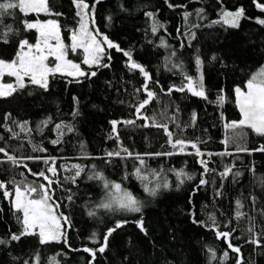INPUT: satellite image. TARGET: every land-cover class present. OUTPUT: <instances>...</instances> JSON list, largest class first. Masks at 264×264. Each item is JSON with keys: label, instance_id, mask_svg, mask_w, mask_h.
<instances>
[{"label": "trees", "instance_id": "obj_1", "mask_svg": "<svg viewBox=\"0 0 264 264\" xmlns=\"http://www.w3.org/2000/svg\"><path fill=\"white\" fill-rule=\"evenodd\" d=\"M86 2L91 6L95 0ZM49 5L53 12L62 15H25L10 10L0 17V31H7L8 25L14 30L8 36V43L0 42V59L13 60L22 39L32 44L37 42L38 32L26 30L24 21L52 18L58 21L69 40L72 30L79 26L73 0H49ZM240 7L251 19H242L238 28L221 22L222 11H236ZM148 12L153 17L146 15ZM185 12L189 13L187 18ZM153 18L164 25L156 33L152 32ZM256 18H264V13L255 6V0H100L95 3L92 27L130 51L133 60L158 81V84L149 83L157 98L142 112L155 117L157 123H167L173 140L197 142L209 171L204 174L197 156L173 149L163 128L151 126V120L150 126L144 127L145 121L137 119L134 106L146 98L137 89L145 83V78L139 70L129 67L122 52L105 48L101 63L109 67L82 65L86 72L95 71V76L50 75L47 91L29 84L11 96L0 98V136L3 137L0 147L21 161L13 165L0 153V181L6 182L8 191L12 192L13 182L22 187L47 183L43 177L30 174L24 164L32 173L45 171L54 181L59 180L51 186L53 200L59 204L57 212L68 217L71 224L70 228L66 226V244H40L36 236L12 241L11 235L22 230L17 219L22 214L13 210L10 199L0 189L3 209L0 240L6 241L0 244V264L26 261L36 264L37 255L39 264H90L91 256L83 248L100 247L108 229L119 221L127 223L112 233L105 252H97L94 264H237L240 256L242 264H264V151L256 150L264 146V136L248 127L225 126L242 119L235 88L244 89L247 80L264 68V26L256 23ZM162 40L167 47L162 45ZM173 52L175 58L169 61ZM197 57L203 61L201 70L195 62ZM180 64L193 77L202 71L207 100L187 91L166 94L168 88L183 81L181 69L173 67ZM3 82H15V78L5 75ZM221 95L225 99L219 104ZM8 113L11 115L5 119ZM45 120L51 122L45 126L42 124ZM113 120H134L135 124H118L119 139H110L115 135L110 123ZM21 124L25 125L24 131L19 127ZM56 124H62L63 136L59 143L53 144L51 141L58 135ZM8 128L18 136L14 137ZM120 145L141 155L176 152L172 156H144L142 175L151 181L148 186L167 182L169 187H161L156 196L149 195L144 183L134 175L135 169L141 167L136 159L106 156L107 152L119 150ZM33 146L46 151H34ZM187 152L194 149L189 146ZM49 157L56 158L57 176L47 172L51 161H44ZM75 164L84 166L85 170L73 183ZM226 167L232 171L224 178L220 173ZM181 170L193 179H187V175L178 178L176 173ZM94 172H102L108 181L120 183L131 191L142 201V212L98 208L109 193L103 188V181L88 179ZM237 172L240 174L235 175ZM201 179L207 183L200 185ZM237 201L242 207L238 208ZM89 211H95L96 215L89 216ZM237 211L243 215L237 217ZM210 216L216 218L215 228ZM141 218L147 235L136 223ZM217 228L232 233L231 243L240 247V254L233 252L225 239L217 237ZM93 233L100 243L92 241ZM253 239H258L260 244L250 243ZM210 249L215 252V259Z\"/></svg>", "mask_w": 264, "mask_h": 264}, {"label": "snow or ice", "instance_id": "obj_2", "mask_svg": "<svg viewBox=\"0 0 264 264\" xmlns=\"http://www.w3.org/2000/svg\"><path fill=\"white\" fill-rule=\"evenodd\" d=\"M100 0H95V3H99ZM73 3L77 9L76 15L79 17V26L78 29L72 30L71 32V45H65L60 35V24L56 20H47L46 22H40L39 20L35 22L24 21V27L26 30L35 29L39 33V38L35 44L30 43L27 39H22L18 44V52L15 58L11 61H5L0 59V98L11 96L13 93H16L20 90H23L31 85L40 87L41 89L47 91L49 88V76L60 73L62 75H67L69 77H83V76H95L96 72H85L80 64L74 63L73 61L67 59L69 51L76 52L77 49L83 50V64L88 66H102L109 67V64H102V60L105 55V47L108 49H116L118 52H122L129 61V67L132 70H139V72L145 78V83L140 89H137V92L143 91L146 98L139 102L135 107V114L137 119H142L145 121L144 127L150 126L148 121H152L151 126L160 127L164 129L166 136L168 137V143L173 149H179V153L195 155L199 159V163L204 168V174H207L209 168L207 167V161L203 159L204 153L201 151L197 142L185 141L184 139L177 138L173 140V133L169 131L167 123H157L155 117H149L146 113L142 112L154 99L157 98V93L154 89L149 87V83L158 84V81H154L152 75L140 64L137 63L132 58V53L130 51H125L120 48L119 44L114 43L106 35L99 33V29L92 27L95 23V3L91 6L86 0H73ZM255 6L264 13V3L255 0ZM169 7H179V5L169 4ZM10 10H18L19 12L27 15L29 13L35 12H44L51 15H62V13L53 12L49 5V0H0V17L4 14H9ZM200 12L203 9L199 10ZM149 17H153V13H146ZM185 18L189 13H184ZM251 19L250 17L245 16V9L240 7L236 11L225 10L221 13V22L225 25H228L232 28H238L240 21L242 19ZM256 23L261 26H264V18H256ZM7 31H0V42L8 43V36L14 30L10 25L5 26ZM164 28V25L159 21L153 18L152 23V32L156 33L159 29ZM100 37V38H98ZM194 38V34H193ZM52 41L56 43L53 44ZM164 47L168 45L163 40L161 41ZM175 55V52L172 53ZM53 57L54 63L53 66H49L47 63L48 58ZM111 59V56L108 57ZM215 59V57H213ZM196 65L198 70H201L203 67V61L197 57ZM181 69V75L183 76L182 83L177 85H172L167 89L166 94L171 95L173 91L176 92H185L187 91L193 96L201 97L207 100V95L204 89L203 84V73L200 71L198 77H193L187 74L183 70V65H173ZM7 75L9 77H14V83H3V77ZM27 78V83H26ZM163 91V89H161ZM236 103L239 105V111L242 114V119L237 121H231L225 126L230 129L248 127L256 132L258 135L264 136V68H262L258 73L253 74L246 82L244 89L240 87L235 88ZM225 97L220 96L217 103L222 104ZM10 113L5 115V119L10 117ZM75 115V113H74ZM174 120V118H173ZM193 120H195V113L193 114ZM50 120L42 121L43 125L50 123ZM27 122H25L26 124ZM112 132L114 136H110V139H119V133L117 131L118 124L125 125H134V120L126 121H111ZM179 127V125H177ZM21 131L25 130V125L21 124ZM62 124H56L55 128L57 130V139L52 140L51 143L57 144L60 142V137L63 136ZM69 131H72L71 127L68 128ZM7 131L11 132L14 137L18 136V133L12 132V129L8 128ZM30 131V129H29ZM0 139H3L0 136ZM225 144L228 143V140L225 139ZM194 149V152H187L188 147ZM34 151H46L45 149L37 148L33 146ZM239 151H248V149H238ZM258 151H264V146H261ZM125 155H121V153ZM0 153H2L7 160L10 161L13 165H18L21 161L17 159L14 155H9L7 150L3 147H0ZM177 154L176 152H167V153H145L143 155L139 153H132L128 149L120 145L119 150L114 152H107L106 156L111 158L113 156L120 157L125 159L128 157H133L139 162L141 167L135 169L134 175L142 183H144V190L148 192L151 196H156L157 191L161 188L169 187L168 183L165 182L163 185L157 183L154 187H149L148 176L142 175V168L145 166L144 156H172ZM229 154L230 153H226ZM208 155H211L209 153ZM27 159H41L40 157H27ZM51 161V166L47 169L48 173H51L52 176H57V169L55 167V157H49L44 162L49 163ZM110 162V160L108 161ZM27 168L28 172L36 177H43L46 184H29L24 185L23 187L20 184H14V191H8V184L4 181H0V189L3 190V195L5 198L10 199L13 210L16 213H21V216H18V222L22 226V230L19 234L13 233L11 235L12 241H19L22 236H36L39 239L40 244H49V243H67L66 236V226L71 227L69 218L64 216L63 213H58L59 204L53 200L54 189H52L53 183H59V180H53L49 177L45 171L38 173H32L31 169L28 168L27 164L23 165ZM74 175L71 177L73 183L76 178L84 172V166L75 164L72 166ZM92 168H95V165H92ZM232 169L226 167L223 172L220 173L221 177L226 178ZM155 175V172L153 171ZM237 172L235 175H239ZM177 177H182L187 175L182 170L176 173ZM127 176L125 177V179ZM88 179H98L103 181V188L108 190L109 195L106 197L105 201H102L97 205L98 208H103L110 211H124L130 213H141L143 209V203L140 201L131 191L123 188L120 183L113 181H108L102 172H94L88 176ZM187 179L192 180L193 176L187 175ZM146 182V183H145ZM183 183V180L180 181ZM207 181L204 179L200 180V185L206 184ZM199 187V186H197ZM38 196V198H35ZM69 200L72 199L71 196L68 197ZM51 201V202H50ZM237 206L242 207L239 201H237ZM3 209L0 208V212ZM89 216H95V211H89ZM237 217L243 215V213L237 211ZM65 223L62 224L61 221ZM209 220L212 222V226L216 227V218L215 216H210ZM196 222V221H194ZM127 221H119L116 223L114 228L108 229L106 234L103 237V242L101 246L93 249L85 247L83 248L84 252H87L91 256L90 264H94L97 256V252L103 254L108 246V238L112 235L117 228L122 227ZM141 229L147 235V229L144 226V221L141 218L136 222ZM253 231V229H249ZM216 235L218 238H223L228 243V247L235 253L240 254V247L234 246L231 243L232 233L230 232H221L219 229H216ZM94 243H100L96 239V234L93 233L91 237ZM6 241L0 240V244H4ZM250 243L259 245L260 241L258 239H253ZM70 247V245H69ZM79 250V249H74ZM209 251H212L211 249ZM215 252L212 251V257L215 259ZM223 257L226 260L228 258V252L223 253ZM36 264H39V256L35 257ZM27 264V261L25 262ZM237 264H242V256L238 258Z\"/></svg>", "mask_w": 264, "mask_h": 264}, {"label": "rangeland", "instance_id": "obj_3", "mask_svg": "<svg viewBox=\"0 0 264 264\" xmlns=\"http://www.w3.org/2000/svg\"><path fill=\"white\" fill-rule=\"evenodd\" d=\"M29 14H40V15H50V14H47V13H44V12H39V13H35V12H32V13H29ZM47 20H54V19H52V18H47V19H45V20H41L40 22H46ZM241 22V21H240ZM35 30V29H34ZM37 31V30H36ZM38 32V31H37ZM38 35H39V33H38ZM60 35H61V39L63 40V42L65 43V45H68V46H70L71 45V39H70V37H71V35H70V37H69V40H67L66 38H65V36H64V34H63V32H62V30H61V27H60ZM99 38V37H98ZM52 43L53 44H55L56 42L55 41H52ZM105 48H107V47H105ZM80 51H83L82 49H77V51L76 52H72V51H69L68 52V55H67V59H69V60H71V61H73L74 63H78V64H80V66H81V68L83 69V67H82V65H83V58H84V55H83V53H80ZM173 58H175V56L174 55H170L169 56V61H172V59ZM47 63L49 64V66H53V63H54V58L53 57H49L48 58V61H47ZM88 66V65H87ZM90 67V66H89ZM91 67H93V66H91ZM85 72H86V70L85 69H83ZM57 74H60V73H57ZM65 76H67V75H65ZM84 77V76H83ZM14 78V77H13ZM72 78H77V77H72ZM78 78H81V77H78ZM27 79V78H26ZM4 83V82H3ZM11 83H14V82H11ZM239 106V105H238ZM242 115V114H241Z\"/></svg>", "mask_w": 264, "mask_h": 264}, {"label": "water", "instance_id": "obj_4", "mask_svg": "<svg viewBox=\"0 0 264 264\" xmlns=\"http://www.w3.org/2000/svg\"><path fill=\"white\" fill-rule=\"evenodd\" d=\"M153 101H154V100H153ZM153 101H152V102H153ZM152 102H151V103H152ZM151 103H150V104H151ZM150 104H149V105H150ZM146 107H147V106H146Z\"/></svg>", "mask_w": 264, "mask_h": 264}]
</instances>
